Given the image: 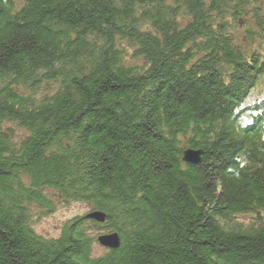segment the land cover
<instances>
[{
  "label": "trees",
  "instance_id": "16d2710c",
  "mask_svg": "<svg viewBox=\"0 0 264 264\" xmlns=\"http://www.w3.org/2000/svg\"><path fill=\"white\" fill-rule=\"evenodd\" d=\"M259 1L0 0V264H264V60L230 30ZM46 189L106 221L38 236Z\"/></svg>",
  "mask_w": 264,
  "mask_h": 264
},
{
  "label": "rangeland",
  "instance_id": "374dc122",
  "mask_svg": "<svg viewBox=\"0 0 264 264\" xmlns=\"http://www.w3.org/2000/svg\"><path fill=\"white\" fill-rule=\"evenodd\" d=\"M255 6H259L260 9H264V0H260ZM248 12L251 13L254 7H251ZM252 16L250 19L246 17L237 18L236 22H231L232 35L235 41V44L238 47H241L247 54L258 53L261 58L264 60V31L261 29H256L255 23L251 22ZM231 20V19H230ZM251 30H254L253 36L249 38L248 34ZM128 53H131L128 50ZM128 59L131 60L132 55L127 54ZM51 85V84H49ZM55 88H50L48 85H42L38 89L36 94V99H42L43 96H47ZM264 100V77L259 80L256 86L252 89L249 94V97L246 101V106L252 105L254 102ZM244 122H249V117L244 118ZM5 129H8L12 133L14 141L20 142L26 137V133L19 127L17 124H5ZM46 200L52 204L53 210L47 208L46 206H40L38 204H28L27 209L30 216V226L32 230L40 237L46 240H52L59 238L61 230L64 225L76 218L81 217L89 212L91 208L83 202H68L64 203L60 199V194L52 189H46L42 191ZM237 223L248 226L253 223H259L255 221L257 217L253 214H242L234 217ZM264 224V213L261 216V223ZM102 233H107L106 230H93L90 229L88 232L89 235H100ZM105 250L100 246L94 247L93 256L102 255Z\"/></svg>",
  "mask_w": 264,
  "mask_h": 264
},
{
  "label": "water",
  "instance_id": "95a60500",
  "mask_svg": "<svg viewBox=\"0 0 264 264\" xmlns=\"http://www.w3.org/2000/svg\"><path fill=\"white\" fill-rule=\"evenodd\" d=\"M203 154L204 152L202 150L185 149L183 152L182 161L186 163L197 164L200 162L201 156ZM86 218L92 219L98 223H104L107 219V216L102 211H95L87 214ZM98 243L104 248L115 250L120 247L121 240L118 233H107L98 237Z\"/></svg>",
  "mask_w": 264,
  "mask_h": 264
}]
</instances>
